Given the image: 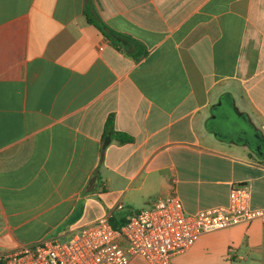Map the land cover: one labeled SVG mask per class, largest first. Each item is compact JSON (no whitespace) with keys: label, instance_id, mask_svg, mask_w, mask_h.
I'll list each match as a JSON object with an SVG mask.
<instances>
[{"label":"crops","instance_id":"0c3cea01","mask_svg":"<svg viewBox=\"0 0 264 264\" xmlns=\"http://www.w3.org/2000/svg\"><path fill=\"white\" fill-rule=\"evenodd\" d=\"M244 182L264 208V0H0V252ZM241 262L264 264L259 221L172 258Z\"/></svg>","mask_w":264,"mask_h":264},{"label":"built area","instance_id":"2783aa9c","mask_svg":"<svg viewBox=\"0 0 264 264\" xmlns=\"http://www.w3.org/2000/svg\"><path fill=\"white\" fill-rule=\"evenodd\" d=\"M117 209L123 205L118 203ZM264 224V208L250 205L247 183L232 184L225 206L187 213L178 195L164 197L128 216L114 227L108 217L73 228L66 239H47L0 252L2 264H129L140 258L146 264H172L205 233L239 224Z\"/></svg>","mask_w":264,"mask_h":264},{"label":"trees","instance_id":"16d2710c","mask_svg":"<svg viewBox=\"0 0 264 264\" xmlns=\"http://www.w3.org/2000/svg\"><path fill=\"white\" fill-rule=\"evenodd\" d=\"M97 27L101 30V26L97 25ZM105 135H110L113 138H115L119 143H127V142H131L132 141V137L128 136L122 132H117L113 129L112 126V117H108L107 121H106V125H105V129H104V136ZM110 223L112 224V226L114 227H119L120 225L124 224L126 220L121 221L120 223H115V220L113 218H109ZM0 264H2L0 262Z\"/></svg>","mask_w":264,"mask_h":264},{"label":"rangeland","instance_id":"374dc122","mask_svg":"<svg viewBox=\"0 0 264 264\" xmlns=\"http://www.w3.org/2000/svg\"><path fill=\"white\" fill-rule=\"evenodd\" d=\"M210 126H212V125H210ZM124 213H127V211H124ZM240 264H245L244 262H241Z\"/></svg>","mask_w":264,"mask_h":264}]
</instances>
